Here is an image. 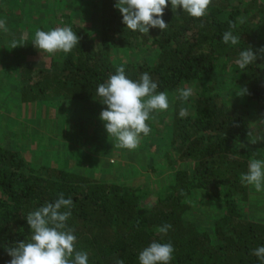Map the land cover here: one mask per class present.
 I'll return each mask as SVG.
<instances>
[{"label": "trees", "instance_id": "16d2710c", "mask_svg": "<svg viewBox=\"0 0 264 264\" xmlns=\"http://www.w3.org/2000/svg\"><path fill=\"white\" fill-rule=\"evenodd\" d=\"M7 2L25 16L41 13L44 31L58 18V26L71 27L80 41L71 53L56 55L40 53L28 32L11 39L15 48L0 42V61L14 67L0 68V105L19 115L20 104L26 113L33 108V118L26 119L36 123L24 124L16 141V119L9 125L0 110V264L11 259L6 247L30 239L27 213L53 202L58 193L74 202L67 223L75 229L77 248L88 252L89 264H114V258L139 264V252L153 240L173 244L171 264H260L252 250L264 245V207L253 200L264 201V192L242 184L240 177L250 159H264V142L249 144L247 138L264 115V59L243 71L235 60L248 46H264V0H213L202 27L201 18L169 6L163 16L168 27L150 29L148 35L125 28L116 0H0V11ZM48 14L53 16L47 21ZM13 21L16 28L22 22ZM229 21L236 23L237 45L222 41ZM27 46L41 58L29 59ZM121 66L133 80L149 73L158 91L167 93L170 107L154 113L151 132L137 149L100 159L85 142L101 126L92 121L80 126L65 106L86 107L84 120L99 118L106 106L99 103L97 86ZM184 86L195 89L187 102L175 98ZM239 86L248 93L237 96ZM49 107L54 108L50 120L40 115ZM181 108L187 117L179 116ZM74 123L82 136L67 134ZM50 124L60 130L43 141L39 137ZM59 147L63 152L56 158ZM117 153L124 161L115 159ZM71 161L76 168L69 169ZM96 162L104 167L99 177L85 170ZM119 167L121 174L112 173ZM130 172H143L145 181L126 183ZM166 223L172 227L162 236L158 229Z\"/></svg>", "mask_w": 264, "mask_h": 264}, {"label": "clouds", "instance_id": "9594fccd", "mask_svg": "<svg viewBox=\"0 0 264 264\" xmlns=\"http://www.w3.org/2000/svg\"><path fill=\"white\" fill-rule=\"evenodd\" d=\"M213 0H116L114 7L122 16V24L126 29L148 35L149 30L157 28L161 31L168 27L163 19L165 9L169 6L172 11L181 10L192 18L203 19L208 15V8ZM243 23V18H239ZM236 23L229 21V29L222 34L225 44L237 45L241 38L233 34ZM0 33L9 34L6 19L0 18ZM80 37L69 26L54 27L49 31H35L32 45L40 53L56 55L69 54L79 45ZM15 40L11 48L17 47ZM264 59V46L253 50L248 46L239 52L235 60L242 71L249 65ZM158 83L149 73L140 74L139 78H129L123 66L116 69L108 79L98 84L96 95L99 103L105 105L99 114L104 122V128L109 137L116 143L115 147L135 150L141 143L142 136L151 132L149 121L154 113L167 111L170 107L166 92L158 91ZM240 87L237 96L248 93L246 87ZM195 95V89L184 86L177 89L176 99L187 102ZM188 110L181 108L179 116L187 117ZM238 126V125H236ZM249 144L264 142V115H261L247 132ZM247 145L241 144V148ZM241 183L252 186L257 192H264V159H250L247 172L242 174ZM75 207L71 198H65L63 193H58L53 202H45L42 206L31 210L24 217L26 224L31 229L28 241L19 240L13 246L6 247L7 254L11 257L8 264H89V254L77 248L75 229L68 226ZM172 226L164 224L159 227L158 233L166 235ZM175 248L169 242L151 241L138 254L139 264H171ZM252 255L264 264V245L252 250ZM114 264H124L122 259L114 258Z\"/></svg>", "mask_w": 264, "mask_h": 264}, {"label": "rangeland", "instance_id": "374dc122", "mask_svg": "<svg viewBox=\"0 0 264 264\" xmlns=\"http://www.w3.org/2000/svg\"><path fill=\"white\" fill-rule=\"evenodd\" d=\"M4 6L5 5L2 6V9L3 10L0 11V18L6 19L7 26L10 29V33L7 34V35L4 34V33H0V42H2V46L5 47V46H7V44L11 45V42H12L11 39H14V38L16 39V37L18 36V34H20V38H22L21 37V34L23 35V33H24V35H26V32H28V34H31V37L34 38L35 31L37 29L42 30V29L39 28V24L40 23L42 24V19H43V18H41L42 17V14L41 13L34 12V17H32L33 15L25 16V12H26L25 10L24 11H19V8H17L14 11L13 10H10V7L11 6L8 5V2H7V5L5 7ZM38 8H39L40 12L43 13V9L41 7H38ZM59 10H60V8H55V13H57ZM5 12H7V13H5ZM81 12L84 14L85 11H81ZM10 14H11V16H10ZM83 14H81V15L83 16ZM52 16H53L52 14H48L46 16V20L48 21ZM13 20H17L18 22L19 21H22L21 22V25L20 26L18 25L17 28H16L15 27L16 24L13 23L14 22ZM50 23H51L50 29H52V27L53 28L54 27H57L58 26V18L51 19L50 20ZM25 26L27 28H25ZM9 41H11V42H9ZM29 49H30V46H27L26 50L28 51V55L27 56L29 57V59L31 58L32 60H35V57L41 58L40 56L34 54V53H36V51L33 48H31V51H29ZM42 57H43V55H42ZM11 66H13V63H6V64H4V61H0V68H3V70L5 68L10 69ZM12 68H14V67H12ZM4 106H6V105H3L2 106V104H1L0 105V110L3 113H5V114H7L9 116L8 119L5 122L10 125L12 123L13 118L16 119L15 120L16 122L13 124V127H14L13 129L15 130L14 131L15 136L13 134V131H11L9 129H7L6 134L9 131H11L12 134H13V136H14V139L16 141H19L20 137L22 136L21 135L22 133L20 134L19 132L24 131V124L27 125L28 123H32V126H34V124H36V123L33 122V120L26 119V117L33 118L32 115H30V113H32V111H33V108H30L29 107V110L27 108L26 109L27 110V113H26L24 111V107L20 104L19 105V107H20V112H19L20 115H19L14 110H12L9 106L6 107V108H4ZM41 108H42V106L39 109H41ZM65 108L67 109V112H70V114H72V116L77 119V121H81V123L79 124L80 126L83 125L87 121H92V123L94 122L95 124H97V125L99 124L101 126V132L100 131L97 132L92 137L93 140H91V141H87L86 140V142H85V145H87V143H89L91 146H93V148H91V151L94 154H96L98 156V158H100V159H104V158L105 159L106 158L113 159L114 156L112 155L111 152H114V151H120V152H122V150H121L122 148H119V150H118L117 147H115V140L112 137H109L108 136V134H107V132H106V130L104 128V122L101 121L100 118H96L95 119V117L90 118V116H89V120H84L83 119L87 115V113L89 111L86 107H84V108H81L80 107V109H74L73 107L67 108L65 106ZM42 110H40V115L41 116H45L46 115L47 118H49V120L52 119L53 114H54V108L49 107L47 109H44L43 111ZM164 120H166L165 117H164ZM74 124H76V123H74ZM44 127L41 126V128H44ZM68 127H69V130H68L67 134L70 137H71V133H72V137H74L76 133H79L80 136H82V132L80 133L78 131V129H76V127H78L77 124L74 125V126H69L68 125ZM87 129L90 130V127H88ZM59 130H60L59 128H57V130L54 129V128H52V126L50 124V126H47V131L45 129H43V132L41 133L45 137L42 138V135H41V137H39V138H41V139H43V141H45L44 139L47 137V135L54 136L57 133V131H59ZM70 137H67V138L69 139ZM53 139H55V138H53ZM84 141H85V139L83 137H81V143H80V145L76 141H74V143H77V145H79L80 148H83L84 149V147H83ZM59 150L56 149V158H61V155H62L61 153L63 152V150L60 147H59ZM119 154H121V153H117L115 159H117V160H121L122 159V157H121L122 155H119ZM123 154L125 155V153H123ZM27 158H29V159L32 158L31 152L28 153V157ZM124 159H122V160L124 161ZM57 162L60 164V161L57 160ZM73 162L74 161L69 162V164H68L69 165L68 166L69 169L76 168V164L75 163L73 164ZM100 167H102V166H100L96 162V163H93V164H91L89 166L87 165L85 167L86 169L85 168L84 169L86 171H88V173H90V174L92 173L93 174L92 176L99 177V176H101V173H102V169ZM102 168H104V167H102ZM143 169H145V168H143ZM143 169H142V167L140 168V170L143 171V172L144 171H147V170H143ZM111 170H112V173H114L115 175L116 174H121V172L123 171V169H120V167L119 168H111ZM142 173H140V174L137 173L136 174V173H131L130 172L129 175H128V177L126 178L125 182L126 183L127 182H130L132 184H136L138 182H141L142 183V181H145V180H143V174ZM108 176H109V174L107 175V177ZM103 177H106L105 173L103 174ZM251 195H253L252 197H255V193H253ZM253 202H255L254 204L262 205V207H264V201H263V199L262 200L261 199H259V200L255 199V200H253ZM259 215L261 216L263 214L259 213Z\"/></svg>", "mask_w": 264, "mask_h": 264}]
</instances>
